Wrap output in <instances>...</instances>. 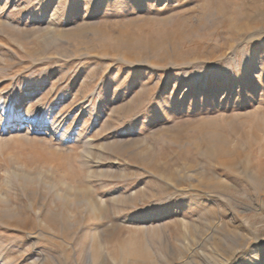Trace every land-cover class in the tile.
<instances>
[{
  "label": "rangeland",
  "instance_id": "obj_1",
  "mask_svg": "<svg viewBox=\"0 0 264 264\" xmlns=\"http://www.w3.org/2000/svg\"><path fill=\"white\" fill-rule=\"evenodd\" d=\"M0 264H264V0H0Z\"/></svg>",
  "mask_w": 264,
  "mask_h": 264
}]
</instances>
